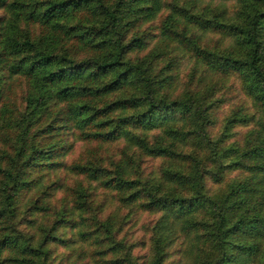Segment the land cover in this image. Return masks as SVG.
Returning a JSON list of instances; mask_svg holds the SVG:
<instances>
[{
  "label": "trees",
  "instance_id": "trees-1",
  "mask_svg": "<svg viewBox=\"0 0 264 264\" xmlns=\"http://www.w3.org/2000/svg\"><path fill=\"white\" fill-rule=\"evenodd\" d=\"M178 1L0 0V264H165L179 238L183 264H264V0ZM206 31L228 43L201 44ZM174 49L193 58L179 86ZM228 75L253 111L231 109L212 138ZM237 124L248 127L228 140ZM76 139L96 146L67 162ZM112 142L119 157L97 155ZM60 168L80 177L44 184ZM231 171L209 193L206 178ZM57 187L58 205L47 198ZM106 195L117 205L104 213ZM122 204L155 214L141 260L118 234Z\"/></svg>",
  "mask_w": 264,
  "mask_h": 264
},
{
  "label": "rangeland",
  "instance_id": "rangeland-1",
  "mask_svg": "<svg viewBox=\"0 0 264 264\" xmlns=\"http://www.w3.org/2000/svg\"><path fill=\"white\" fill-rule=\"evenodd\" d=\"M180 2V0L178 1ZM209 4L211 6H214L217 3H223V5H226L228 10H233V2L231 0H212V2L208 0H199L197 2V8L204 4ZM1 14V9H0ZM160 17H156V19L153 21L154 23H157V19ZM148 24L150 23H144L140 26L139 30L144 31L145 28H147ZM20 28L27 29L31 34L38 33V26L35 23H25L24 21L19 23ZM151 31H153L152 27H149ZM155 34L157 33V30H154ZM153 42L150 41L148 46H150ZM205 44L208 47H214L215 45L217 47H223L228 43L227 38H223L220 36L218 32L213 31H206L203 36L201 37V44ZM170 53H176L178 55V63L177 67L174 69L177 73V79H178V86L180 85V82H183L186 77V72L188 71L191 62L193 58L190 56V54L187 51L177 50L174 49V52ZM11 85L9 88V94L11 98L15 102H19L23 95V89L25 86H23V80L16 79L11 81ZM213 97L215 100V104L212 108V121L207 127V132L210 137H215L221 127V121L225 114H227L231 109L238 107H242L243 110H247V112H252L253 107L251 105L249 97L245 94L242 85L239 83V79L236 77V75H228L222 82L218 83L217 87L214 88ZM248 127L246 124H237L233 130L235 131L233 135H231L228 140L236 139L238 136L243 134L244 130ZM232 130V131H233ZM96 146V143H86L85 141H82L80 139L74 140L72 143L71 148L65 153L64 160L67 162L70 160L75 159L77 156L83 157L86 155V151L88 148H93ZM122 145L119 142H112V144H108L106 146H103L97 151V155L107 157L109 154L112 153V160L113 158L119 157V151L121 149ZM104 162L106 161L105 158H103ZM158 163L157 158H147L145 157L143 160V165L149 166V167H155ZM234 175V172H227L225 174V177L223 178L221 183H215L214 181H211L209 178H206V186L208 187L209 193L211 194H217L219 191L224 187V182H226L230 177ZM44 177V184H49L53 180H57L60 182L66 183H72L74 180L78 179L80 177L79 174L71 173V172H65L64 169L60 168L53 171H48L43 174ZM96 193L94 195L95 199L98 197ZM113 194V193H112ZM63 194L60 190V187H57L50 196L47 198L50 200L52 204H59L58 198L61 197ZM106 208L104 210V213L106 211L112 210L113 206L117 205V201L115 200V195L110 197V195H106ZM115 216L119 224V231L118 234L121 238H124V240L127 243L132 244V255L138 256L139 260L142 258H145L148 248H147V240H148V226L153 217H155V214L147 213L145 211H136V212H128L127 213V206L119 205L117 209H114ZM48 218V217H47ZM117 225V224H116ZM180 238L177 240L176 243H174L168 250V256L166 258L165 264H183L184 262L187 263L189 260L187 252L188 250L181 248L182 243L179 242ZM64 251V248L62 246H57L54 250V253H60ZM60 255V254H59ZM59 255L56 256L54 259L53 264H61V259H59ZM138 260V258H137ZM138 260V261H139ZM60 261V262H59ZM58 262V263H57Z\"/></svg>",
  "mask_w": 264,
  "mask_h": 264
}]
</instances>
